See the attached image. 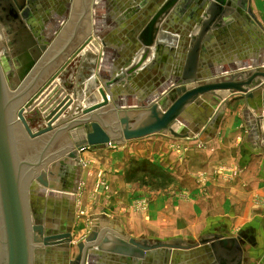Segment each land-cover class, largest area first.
<instances>
[{
  "label": "water",
  "instance_id": "obj_1",
  "mask_svg": "<svg viewBox=\"0 0 264 264\" xmlns=\"http://www.w3.org/2000/svg\"><path fill=\"white\" fill-rule=\"evenodd\" d=\"M22 1L2 0L8 19L22 29L12 51L4 46L7 55L0 52V264H43V258L54 252L64 256L63 264H87L96 253L94 248L134 258H144L155 248L193 249L192 253L200 260L204 258L205 264H240L243 248L230 235L192 243L175 238L151 244L105 233L97 225L76 244L79 254L70 259L75 245L74 217L64 209L65 225L57 226L59 208L64 203L54 190L59 187L56 179L78 170L75 168L85 148L124 145L157 134L182 139L203 138V132L208 129L202 130V125L209 123L208 126L216 128L220 114L217 107L221 102L223 110L227 103L220 91L252 96L250 87L264 78V68L243 70L208 81L197 79L194 70L187 71L182 78L194 81L193 84L157 83L147 96L133 101H127V93H119L107 84L106 88L99 89L102 100L83 106L76 85L73 95L69 94L59 79L92 44L95 35L107 45L97 32L94 36L91 34L92 0H75L70 22L54 39L46 36L42 26L28 25L24 19L28 17L27 0ZM178 1L168 0L154 12L135 39L139 42L134 45L138 46L134 48L135 60L126 69L118 66L122 74L115 78L116 82L138 73L148 62L150 48L157 44L162 32L161 25ZM224 5L225 0H213L210 4V18L203 22L196 46H200L203 35L211 27H221L228 10ZM9 60L14 64L10 65ZM240 77L242 80L237 81ZM34 111L38 128L27 117L28 112ZM191 113H195V118L187 120L189 125L186 126L181 120L189 118L187 114ZM69 187L67 191L72 190ZM68 202L66 205L72 207L74 202ZM201 246L203 248L196 250Z\"/></svg>",
  "mask_w": 264,
  "mask_h": 264
},
{
  "label": "crops",
  "instance_id": "obj_2",
  "mask_svg": "<svg viewBox=\"0 0 264 264\" xmlns=\"http://www.w3.org/2000/svg\"><path fill=\"white\" fill-rule=\"evenodd\" d=\"M166 1L168 0H92L91 34L94 36L97 32L105 39L107 45L104 46L95 35L92 44L71 63L66 77L59 79L60 84L62 86L65 84V89L72 95L75 84L80 103L88 106L102 100L99 89L106 88L107 84L111 86L110 88H116L119 93H127L129 97L127 101H133L147 96L157 83L174 85L182 81L193 84L194 81H185L182 78L187 71L194 70L197 79L208 81L243 70L264 68V0H225L224 7L228 10L223 24L217 29L211 27L203 35L200 46H196L197 39L202 33L203 22L210 18L208 10L213 0H179L169 10L164 25H161V34L164 35L161 37L160 34L157 44L150 48L152 52L148 62L138 73L116 82L115 78L122 74L118 66L122 65L121 68L126 69L135 60L134 48L138 49V46L134 45L139 43L135 39H138V34L145 29L154 12ZM48 3L51 5V14L49 13L41 26L46 36L51 35V39H54L70 22L75 0H48ZM3 32L5 30L0 23V34ZM0 47L3 51L4 46ZM9 49L12 51V47ZM240 80L241 77L237 79ZM250 90L252 96L242 93L230 95L228 91H220L227 103L223 110H219L217 127L204 123L202 130L207 127L208 131L203 132L205 133L203 138L181 139L212 142L210 148L218 149L219 164L235 165L240 169L241 176L234 177L233 186L226 182L223 196L234 197L235 208H250L247 210L249 214H246L247 222L240 220L242 226L238 227L241 223L238 222L237 226L234 221H231V224L226 219L213 222L209 226L210 231L204 232L195 240L181 235L162 236L156 225L153 229L152 225L147 223L146 215L139 216L138 222H133L130 219L132 216H129L125 223L116 220L112 214H105L103 212L105 210L89 214L90 216L85 218L79 217L78 208L84 199L81 190L88 159L95 156V153L107 156L108 149L114 145L89 147L85 152H81V161L77 163V167L75 166V170L78 168L76 173L56 179L59 187L54 192L56 196L57 192L60 194L62 192L63 196L58 197L64 203V206L59 208L57 226L65 225L63 222L65 209L69 211V216L74 217L73 228L78 225L81 230H85L89 226L91 232L92 226L97 225L98 229L106 231L105 233L110 232L126 239L131 237L139 241H148L151 244L172 241L175 238L192 243L206 241L217 235H230L237 239L243 248L240 264H264V78L256 80ZM192 116L195 118L194 114ZM187 120L188 118L186 122ZM185 125L188 126L189 123ZM75 176L77 177L75 182L77 180L78 184L72 179ZM219 183L223 184L220 180ZM69 184L73 189L67 191L70 188ZM219 192L221 194V188ZM69 200L74 202L72 207L66 205ZM44 205L47 208V203ZM85 237H73L75 246L70 251V259L79 254L76 244ZM109 245L112 246L111 243ZM199 248L203 246L197 249ZM92 250L96 253L92 262L87 264H205L201 255L198 254L202 260L192 253L193 249L155 248L147 252L144 258L100 251L97 248ZM224 254L228 255V252L225 251ZM43 259V264L64 262V256L59 252H54Z\"/></svg>",
  "mask_w": 264,
  "mask_h": 264
},
{
  "label": "rangeland",
  "instance_id": "obj_3",
  "mask_svg": "<svg viewBox=\"0 0 264 264\" xmlns=\"http://www.w3.org/2000/svg\"><path fill=\"white\" fill-rule=\"evenodd\" d=\"M5 33L0 36L4 38ZM34 115L35 111L27 113L33 126L38 128ZM191 116L188 121L193 119ZM179 139L157 134L126 145H114L108 149L107 156L95 153L88 159L84 171L81 190L84 199L78 208L79 217L105 210V214H112L125 223L129 216L138 222L139 216L146 215L147 223L153 229L156 225L162 236L181 235L195 240L209 232L213 222L226 219L238 226L240 220L246 221L250 208H235V198L223 196L226 182L233 186L234 177L241 176L240 169L219 164L218 149H211L210 141ZM73 179L76 183L77 177ZM89 232V226L85 230L78 225L72 229L73 237L78 238Z\"/></svg>",
  "mask_w": 264,
  "mask_h": 264
},
{
  "label": "flooded vegetation",
  "instance_id": "obj_4",
  "mask_svg": "<svg viewBox=\"0 0 264 264\" xmlns=\"http://www.w3.org/2000/svg\"><path fill=\"white\" fill-rule=\"evenodd\" d=\"M19 2L23 3L22 0H19ZM50 6L48 3V0H27L26 6H25V9H26L25 13L28 14V17L27 18L25 17L24 19L27 21L28 25L34 27L35 26L34 24H37V26L40 27L43 24L46 17L50 13ZM6 14H7V11L5 8V4L2 2V0H0V23L2 24L6 32L5 35H3L4 38L0 37V40H1L0 45L8 46V49H9L10 46L11 47L15 46L14 43H15L16 37L21 36L22 28L16 22H12L10 19H8L7 17L8 15ZM8 34H9V39L7 37ZM0 52L3 53V51H1V48H0ZM8 63L10 65L14 64L13 61L11 60H9ZM64 75L62 76L63 79L66 77V73H64ZM61 178L62 177H60V179Z\"/></svg>",
  "mask_w": 264,
  "mask_h": 264
},
{
  "label": "bare ground",
  "instance_id": "obj_5",
  "mask_svg": "<svg viewBox=\"0 0 264 264\" xmlns=\"http://www.w3.org/2000/svg\"><path fill=\"white\" fill-rule=\"evenodd\" d=\"M164 93H165V92H164ZM79 102H80V101H79ZM220 108H221V104L219 105V107H217V112H219V110H221ZM194 114H195V113H194ZM187 115H188V114H187ZM190 115H193V113H191ZM181 122L184 123V125L187 124L186 119H184V118L181 120ZM186 126H187V125H186ZM85 149H86V148H85ZM85 149H84V150H85ZM82 151H83V150H82ZM82 151H81V152H82ZM61 177H62V176H61ZM70 186H71V185H70ZM72 189H73V188H72ZM46 193H48V191H46ZM58 194H59V195H58ZM57 195H58L59 197H60V196H63L62 192H61V194H60V192H59V193L57 192Z\"/></svg>",
  "mask_w": 264,
  "mask_h": 264
}]
</instances>
